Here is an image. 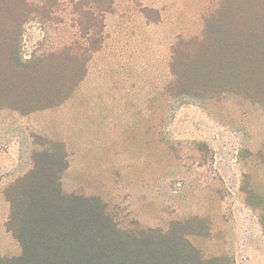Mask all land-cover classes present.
<instances>
[{
	"label": "rangeland",
	"instance_id": "rangeland-1",
	"mask_svg": "<svg viewBox=\"0 0 264 264\" xmlns=\"http://www.w3.org/2000/svg\"><path fill=\"white\" fill-rule=\"evenodd\" d=\"M26 1L31 16L22 29L21 57L25 62L40 57L47 65L64 62L61 54L66 48L75 42L93 46L101 36V1ZM259 4L260 0H115L108 14L122 31L104 30L102 36L104 41L138 43L139 90L133 95L127 118L148 122L149 127L152 124L144 131L148 138L129 131L108 152L112 153L107 155L110 160H100L103 154L86 156L79 152L90 160L79 158L82 169L69 173L66 139L87 135L93 146L104 130L90 118L91 126L75 131L72 124L81 121H68L65 98L56 106L40 110L48 115L43 134L27 140V147L18 148L13 142L16 139L1 143L0 178L12 180L5 191L12 194L11 186L24 176L20 185L38 187L39 177L57 173L67 164L61 173L62 194L99 199L105 206L104 215L121 231L138 237L143 231L170 234L171 239L179 237L190 245L186 254L196 259L193 264H264V164L258 157L264 148V104L230 92L201 101L177 96L176 91L168 89L172 47L178 40L201 37L220 13L240 9L244 13L245 5ZM145 23L149 26L143 27ZM114 63H118L116 59ZM130 71L136 68L125 67L124 73ZM52 74L65 72L54 68ZM49 75L50 70L43 77ZM95 86L97 82L91 87ZM144 102L148 112L143 110ZM85 109L90 111L89 106ZM4 113L16 119L26 115L5 109L0 116ZM151 131L154 146L148 145L152 143ZM127 144L133 145L129 148L137 154L133 155L137 160L115 161L112 156H121L115 150ZM146 146L154 161L149 157L143 162ZM5 191L0 194V257L12 258L20 255L21 248L5 227L11 211ZM168 252L167 256L175 260L185 254Z\"/></svg>",
	"mask_w": 264,
	"mask_h": 264
},
{
	"label": "trees",
	"instance_id": "trees-1",
	"mask_svg": "<svg viewBox=\"0 0 264 264\" xmlns=\"http://www.w3.org/2000/svg\"><path fill=\"white\" fill-rule=\"evenodd\" d=\"M99 1L103 18L115 0ZM30 16L26 0H0V112L8 109L29 114L69 98L105 39L103 23L101 36L92 42L95 45L75 42L61 54L64 62L58 59L60 62L47 65L43 57L25 62L21 57L22 29ZM54 68L65 74L53 75ZM49 70L51 75L43 77ZM170 75L168 89L177 96L206 101L230 92L264 104V0L258 6L245 5L244 13L241 9L220 13L201 37L178 40L172 47ZM258 157L264 164V148ZM66 167L39 177L38 187L20 185L24 176L11 186L12 194L5 191L11 205L5 227L18 241L21 253L0 257V264L195 263L196 259L186 254L190 245L185 240L153 231H143L139 237L121 231L104 215L105 206L99 199L63 195L60 179ZM168 250H179L185 257L178 255L177 261L167 256Z\"/></svg>",
	"mask_w": 264,
	"mask_h": 264
},
{
	"label": "crops",
	"instance_id": "crops-1",
	"mask_svg": "<svg viewBox=\"0 0 264 264\" xmlns=\"http://www.w3.org/2000/svg\"><path fill=\"white\" fill-rule=\"evenodd\" d=\"M117 3V2H116ZM113 15H104V25L105 31L115 32L122 31V28L118 30L117 25L112 21ZM118 17V16H117ZM110 18V19H109ZM146 23L143 27H148ZM125 32V31H124ZM138 43L132 42L131 40L123 42L114 41H103L100 51L95 53L88 64V71L84 80L80 85L73 91L72 96L67 100L68 107V121L72 124L75 131L81 126L89 127L93 122L89 119L94 118L96 127L104 130V134L101 140L92 146L91 141L87 135L84 136H69L65 141L66 150L68 152V167L69 173L80 168V161L82 157L80 154L88 153H99L101 156L100 160H110L112 158L107 157L112 153L111 149L117 147L120 141H123L127 133H136L137 137H142L143 139L148 138L147 133L144 132L146 128H152L153 125L149 127L148 122H139L137 120H131L127 118L128 113L132 110L131 106L133 103V95H136L139 90V78L137 74V68L139 65V58L137 52ZM113 50V51H111ZM117 50V51H115ZM111 59L113 62L108 63L107 60ZM116 62L114 63V60ZM122 66V67H121ZM136 68L135 72L124 73V69ZM98 72V73H96ZM97 82V86L91 87ZM86 105V106H85ZM89 106L90 111L85 108ZM123 110L122 114L119 115L118 111ZM143 110L148 112L147 104L143 105ZM115 114V115H113ZM22 116V117H21ZM21 119H16L12 114L4 113L0 116V145L1 143H6L9 140L16 142L18 148L24 146L27 147V140H32L33 136L42 135L44 126V119L48 117L47 114H43L40 111L32 112L26 115H20ZM23 119V120H22ZM89 120V121H88ZM108 132L109 135H106ZM150 142L148 145L154 146V134L151 131ZM76 133V132H74ZM141 136H140V135ZM146 145L147 140H144ZM132 144L126 145L124 148H117L115 154H121V156H112L115 161L119 162H130L134 159L131 152ZM17 148V149H18ZM143 149L146 151V155L143 156V162H148L150 160L154 161V155L149 152V148L146 146ZM80 152V154H79ZM150 154V156H149ZM80 156V157H79ZM14 159L19 157L13 155ZM87 158V157H86ZM84 158V160H90L89 158ZM72 160V161H71ZM1 161V159H0ZM129 165H127L128 167ZM123 167V166H122ZM12 183L11 179H7L6 176L0 178V194L5 191V188Z\"/></svg>",
	"mask_w": 264,
	"mask_h": 264
}]
</instances>
